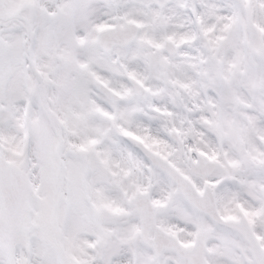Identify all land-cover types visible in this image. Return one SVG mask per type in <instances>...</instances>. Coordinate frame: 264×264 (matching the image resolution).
<instances>
[{"label":"snow or ice","instance_id":"1","mask_svg":"<svg viewBox=\"0 0 264 264\" xmlns=\"http://www.w3.org/2000/svg\"><path fill=\"white\" fill-rule=\"evenodd\" d=\"M0 264H264V0H0Z\"/></svg>","mask_w":264,"mask_h":264}]
</instances>
